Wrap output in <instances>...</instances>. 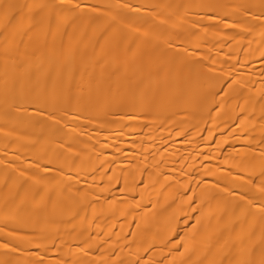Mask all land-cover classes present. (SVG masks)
Returning a JSON list of instances; mask_svg holds the SVG:
<instances>
[{
  "label": "bare ground",
  "instance_id": "bare-ground-1",
  "mask_svg": "<svg viewBox=\"0 0 264 264\" xmlns=\"http://www.w3.org/2000/svg\"><path fill=\"white\" fill-rule=\"evenodd\" d=\"M0 264H264V0H0Z\"/></svg>",
  "mask_w": 264,
  "mask_h": 264
}]
</instances>
